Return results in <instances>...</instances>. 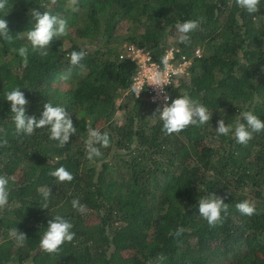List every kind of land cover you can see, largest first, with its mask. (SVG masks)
<instances>
[{
    "label": "trees",
    "instance_id": "1",
    "mask_svg": "<svg viewBox=\"0 0 264 264\" xmlns=\"http://www.w3.org/2000/svg\"><path fill=\"white\" fill-rule=\"evenodd\" d=\"M33 8L66 19L68 35L36 52L28 45L26 63L14 50L27 40L0 37V142L8 141L0 146V175L10 178L9 203L0 211V264H264V132L242 145L215 129L220 119L235 125L246 111L264 120V0L254 14L235 0H8L9 13L0 18L13 37L33 26ZM200 18L191 43H179L176 23ZM130 42L158 60L171 44L189 55L200 47L171 85V100L189 95L211 120L166 135L159 106L146 90L132 92L138 64L120 57ZM81 48L83 68L70 63ZM15 87L37 119L47 102L66 109L77 129L69 143L59 147L47 127L16 134L5 97ZM86 125L110 134V146L93 161ZM60 166L73 174L71 182L49 175ZM44 187L52 193L47 209ZM211 193L229 204L215 228L199 215V198ZM73 199L86 205L84 214ZM244 200L255 205L251 217L235 207ZM56 215L73 224L75 237L48 254L39 243ZM181 226L185 231L175 235ZM12 228L26 234L23 247L9 236Z\"/></svg>",
    "mask_w": 264,
    "mask_h": 264
},
{
    "label": "clouds",
    "instance_id": "2",
    "mask_svg": "<svg viewBox=\"0 0 264 264\" xmlns=\"http://www.w3.org/2000/svg\"><path fill=\"white\" fill-rule=\"evenodd\" d=\"M54 2L55 0H53ZM7 3L8 0H0V12H5L4 16L9 13L6 11ZM235 3L240 9L246 10L249 14L257 13L260 10V0H235ZM30 15L34 21L33 26L16 37L10 34L8 22L4 18H0V37H3L7 43H10L13 39L27 40V45L14 50L24 59L25 63L29 55L28 45H30L33 52H36L48 48L54 38L59 39L68 35L67 20L61 16L54 15L48 10L41 13L35 8L30 10ZM202 19H189L183 23L177 22L175 27L178 34V42L185 45L190 44L191 33L200 28ZM237 19L239 20V16H237ZM44 54L46 55L47 53L45 52ZM86 55L87 51L84 48H81L80 51H72L70 53L71 65L83 68L84 65L81 64V61ZM161 63L163 71L153 72L150 78L155 81L154 85H157L158 94L162 95L164 100L162 108L158 107L155 110L162 121V131L166 135L179 134L189 126L204 125L211 120L212 113L199 100L193 99L189 95H181L179 98L171 100L164 93L163 84L169 67L167 54L161 58ZM132 92L137 97L141 94L135 83L132 85ZM5 97L11 104L12 121L15 125V132L18 135L25 134L30 136L37 129L47 127L50 132L49 138L58 141L59 147H64L69 143L71 135L77 131L69 113L62 106H54L51 102L45 103L43 105L44 110L40 118L37 119L34 115H28L27 105L29 101L20 87H15L6 92ZM170 100L171 102L169 103ZM241 118L246 123L240 122ZM217 124L218 126L215 129L218 136H228L231 133L236 142L242 145H247L253 138L254 133L264 132V120L250 111L240 113L235 125L226 124L224 119L218 120ZM86 127L85 151L87 159L93 161L103 155L102 148L110 146V134L94 129L90 125H86ZM0 131H3V129H0ZM7 143L8 141L5 139L0 142V146H6ZM49 175L56 178L60 183L71 182L74 179L73 174L63 166L51 171ZM9 180L10 178L7 175H0V211H3L9 203ZM39 191L44 200V203H41V207L47 209V201L52 194L51 189L44 187L39 189ZM225 198L211 193L201 196L198 200L199 215L212 228L223 224L229 211V204L225 203ZM72 206L81 214L86 212V205L81 204L79 199H73ZM235 207L244 216L251 217L256 213L254 203L249 200L241 201ZM72 229L73 224L68 219L61 215H56L48 221V227L40 239L39 247L48 254H58L65 242L73 241L75 232ZM184 231L185 229L182 226L178 227L175 235L179 236ZM9 236L16 241L18 247H23L27 240L26 234L18 231L17 228L10 229ZM26 264H30V262H26Z\"/></svg>",
    "mask_w": 264,
    "mask_h": 264
},
{
    "label": "built area",
    "instance_id": "3",
    "mask_svg": "<svg viewBox=\"0 0 264 264\" xmlns=\"http://www.w3.org/2000/svg\"><path fill=\"white\" fill-rule=\"evenodd\" d=\"M166 54L169 58V67L164 80L163 91L171 98V85L177 78L188 72L194 57L200 56L202 50L197 47L189 55L182 52L180 46L171 44L166 48L163 56ZM120 57L130 58L138 64L137 72L134 75V83L140 91L146 90L150 100L162 108L164 104L163 96L158 94L157 85H154L155 81L150 78L153 72L163 71L161 59H156L148 48L134 42L124 44Z\"/></svg>",
    "mask_w": 264,
    "mask_h": 264
},
{
    "label": "rangeland",
    "instance_id": "4",
    "mask_svg": "<svg viewBox=\"0 0 264 264\" xmlns=\"http://www.w3.org/2000/svg\"><path fill=\"white\" fill-rule=\"evenodd\" d=\"M169 42H171V43H172V42H175V37H174V36H172V35H171V36H169ZM69 85H70V82H69V81H68V82H67V81H65V84H64V86H67V87H68ZM125 94H126V93H125ZM125 94H124V96H125ZM124 96H123V97H124ZM123 97H121V98L118 100V102H119V103H121V102H122V100L124 99ZM117 112H120V110H118Z\"/></svg>",
    "mask_w": 264,
    "mask_h": 264
}]
</instances>
